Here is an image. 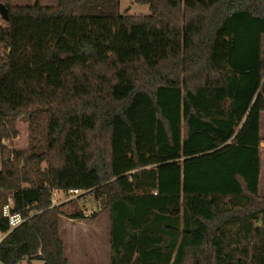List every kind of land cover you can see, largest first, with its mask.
Segmentation results:
<instances>
[{
	"label": "trees",
	"instance_id": "trees-1",
	"mask_svg": "<svg viewBox=\"0 0 264 264\" xmlns=\"http://www.w3.org/2000/svg\"><path fill=\"white\" fill-rule=\"evenodd\" d=\"M0 2V143L44 134L1 147L3 262L68 264L56 188L105 196L110 264H264V0Z\"/></svg>",
	"mask_w": 264,
	"mask_h": 264
},
{
	"label": "rangeland",
	"instance_id": "rangeland-1",
	"mask_svg": "<svg viewBox=\"0 0 264 264\" xmlns=\"http://www.w3.org/2000/svg\"><path fill=\"white\" fill-rule=\"evenodd\" d=\"M37 0H10L11 4L13 5H33L36 3ZM41 5H55L57 0H39ZM121 12L127 11L130 14H150V8L146 4L135 3L134 0H121ZM1 16V15H0ZM18 132L17 134H13L10 137H6L3 139V142L0 143V167H1V147L5 145V150H19L25 149L31 146V144H35L39 140L43 141V131L42 129H38L37 127H30V125L22 120H20L17 124ZM13 156V155H12ZM42 166H46V163L43 162ZM11 193H7L0 198V204L4 203L5 196L6 199ZM5 200V201H4ZM4 201V202H3ZM55 205H60L64 214L61 217L60 221V231L62 236L64 235L67 240V256L70 258V264H92L88 263L86 260L80 257V249H86L83 245L84 238L80 230L85 229V225L83 224H76V225H69L66 224L65 221L70 220V217L73 214L82 213L88 214L87 216L81 219H88V220H96L98 219V237L100 242H104V231L108 230V216H109V208L107 204V200L105 196H98L95 192L83 191L80 195L76 196H67L64 193H59L57 201L54 202ZM1 206V205H0ZM32 212H36L33 210ZM69 222V221H68ZM75 232L74 238H81L82 241L79 244L83 245L77 250L76 242L72 240V233ZM77 232V233H76ZM80 239V240H81ZM88 253V251H85ZM101 252H103L101 250ZM95 254H98L94 252ZM101 259H104V253L100 255ZM34 264H40L38 261H35Z\"/></svg>",
	"mask_w": 264,
	"mask_h": 264
},
{
	"label": "crops",
	"instance_id": "crops-1",
	"mask_svg": "<svg viewBox=\"0 0 264 264\" xmlns=\"http://www.w3.org/2000/svg\"><path fill=\"white\" fill-rule=\"evenodd\" d=\"M260 157H261V164H260V182H259V193L261 195H264V111L261 112L260 114ZM88 214H83V217L87 216ZM83 217L75 218V217H70V220L65 221V223L69 225H76V224H83L85 225L84 230H80V232L83 235L84 238V243L83 245L85 246L86 249H80L81 244H79L80 241H82L81 238H74L75 237V232L72 233V240L74 243L76 242V247L77 250L80 249V257L83 259H88L86 260L88 263L92 264H110V258H111V236H110V212L108 216V230L104 231V242L101 243L100 239L98 237V219L96 220H88L86 218L81 219ZM62 232V231H61ZM77 233V232H76ZM64 241H65V246L67 247V240L66 237L63 235ZM81 239V240H80ZM83 246V247H84ZM79 248V249H78ZM101 250L103 252H101ZM85 251H88L85 252ZM94 252L98 253L95 254ZM101 253H104V259L102 260L100 255ZM66 256H67V251H66ZM68 258V264H70V258ZM35 261H38L40 264H42L41 260L38 259H32L31 261H28L27 259H24L20 264H34Z\"/></svg>",
	"mask_w": 264,
	"mask_h": 264
},
{
	"label": "built area",
	"instance_id": "built-area-1",
	"mask_svg": "<svg viewBox=\"0 0 264 264\" xmlns=\"http://www.w3.org/2000/svg\"><path fill=\"white\" fill-rule=\"evenodd\" d=\"M5 26L6 25L0 21V31L2 30V28H5ZM7 51L8 49L0 43V56L5 54ZM60 192L64 193L67 196L72 197V196L80 195L83 192V190L80 189L60 190L55 188L52 190V197L54 202L57 201L58 194ZM34 213L35 212H31V215ZM0 217L5 218L8 222L7 230L0 229V244L10 232H12L15 228L23 224L28 219V217L25 216L21 211L15 210V201L13 194H10L7 197L6 202L1 206ZM0 264H6V263L0 259Z\"/></svg>",
	"mask_w": 264,
	"mask_h": 264
},
{
	"label": "water",
	"instance_id": "water-1",
	"mask_svg": "<svg viewBox=\"0 0 264 264\" xmlns=\"http://www.w3.org/2000/svg\"><path fill=\"white\" fill-rule=\"evenodd\" d=\"M0 14L5 19H9V10L6 4L0 2Z\"/></svg>",
	"mask_w": 264,
	"mask_h": 264
}]
</instances>
